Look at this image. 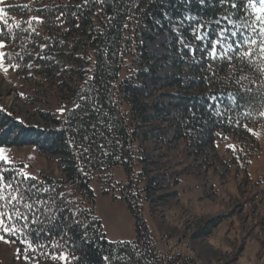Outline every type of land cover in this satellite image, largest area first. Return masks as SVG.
Here are the masks:
<instances>
[{"label":"trees","instance_id":"16d2710c","mask_svg":"<svg viewBox=\"0 0 264 264\" xmlns=\"http://www.w3.org/2000/svg\"><path fill=\"white\" fill-rule=\"evenodd\" d=\"M232 3L238 7H222L218 0H3L4 59L30 85L31 95L23 98L33 107L36 124L0 109V177L12 181V187L0 183V220L16 229L12 234L0 230V238L17 257L49 264H202L160 253L143 205L151 213L166 208L203 148L229 140L223 148L229 163L222 166L233 170L234 178L242 171L246 180L256 132L264 131V27L252 8L256 0ZM164 11L175 18L189 14V29L233 14L223 19L224 29L206 28L208 51L186 49L185 57H174L175 73L161 76L139 28L154 29ZM232 32L256 43L231 51L230 61L210 57L221 34L228 37L222 42L240 44V35ZM246 48L251 55L245 59ZM240 143L249 146L245 154ZM17 150L42 157L57 177L46 168L26 181V165L8 157ZM117 168L124 170L125 180L114 184ZM92 182L102 196L113 191V199L126 203L135 220L132 241L105 239ZM14 189L34 195L24 200ZM18 212L28 219H18ZM222 219L201 224L195 237H207Z\"/></svg>","mask_w":264,"mask_h":264},{"label":"rangeland","instance_id":"374dc122","mask_svg":"<svg viewBox=\"0 0 264 264\" xmlns=\"http://www.w3.org/2000/svg\"><path fill=\"white\" fill-rule=\"evenodd\" d=\"M2 5L3 0H0V9ZM252 8L264 27V11L260 10V2L259 7ZM162 15V19L155 20L154 29L141 26L139 30L144 34L142 38L144 47L156 59V62L153 60L151 64L157 63L160 75L165 76L175 73L174 57L176 55L180 58L185 57L183 51L186 49L208 51L207 40L210 38L206 36V28L216 23L199 22L198 29H189L191 21L189 14L175 18L164 11ZM224 21L222 19L219 25L222 29ZM186 29L188 31L184 35ZM222 38V34L218 36L219 40ZM228 45L230 44L222 40L216 44L217 54L228 53L226 61H230L231 51ZM212 47L209 49L210 57L222 59L219 55L213 57ZM4 50V46L0 47V54H3V59L0 60V109L8 111L19 121L36 125L30 115L33 107L26 105L23 98L24 94L31 95L30 85L20 80L7 64ZM173 50H176V53ZM55 62L60 66L59 59H55ZM255 137L249 165L245 167L242 160L238 159L239 167L247 168L246 180L242 171L234 178L233 170L228 172L229 168H224L223 163L224 161L229 163V156L223 148L231 144L229 140L213 149L203 148L202 155L194 162L192 174L183 177L177 190L174 189L176 197L166 208L151 213L147 209V204L143 205V219L160 253L190 256L202 264H264V131L258 130ZM245 138H242L241 142L246 141ZM240 145L245 148L244 154L249 151V146L245 143ZM187 148L195 151L192 146ZM8 157L12 158L13 162L26 165L23 173L27 177H38L39 172L47 168L42 157L28 150L11 152ZM202 162L211 165L206 166L201 164ZM198 165L200 166L196 170ZM204 167L212 170L209 171L207 168V171L203 172ZM47 169L57 177L52 164H48ZM112 172L114 184L124 182L125 172L122 168L114 169ZM90 187L95 195V215L102 225L105 239L108 242L132 241L135 238V220L126 203L118 198L113 199L111 196L114 194L113 191L109 196H102L100 186L96 182H92ZM115 195L118 193L115 192ZM242 202L245 206L241 205ZM239 206L243 211L237 217ZM253 207L255 215L251 213ZM39 211L42 212L43 208ZM219 216L223 219L212 231L210 230L207 237L203 235L195 237L201 224L214 221ZM253 216L256 218L255 222L252 220ZM48 219L50 218L45 216V220ZM261 223L263 228L259 230L258 225ZM0 264L49 263L44 261L30 263L27 259H20L15 255L14 249L0 238Z\"/></svg>","mask_w":264,"mask_h":264},{"label":"snow or ice","instance_id":"6c2138e0","mask_svg":"<svg viewBox=\"0 0 264 264\" xmlns=\"http://www.w3.org/2000/svg\"><path fill=\"white\" fill-rule=\"evenodd\" d=\"M201 2L203 3L204 0H201ZM259 2H260V5H261V9L260 10L261 11H264V0H259ZM218 3L222 7L229 6V5H230V7L232 9H236L238 7L237 4L232 3V0H218ZM0 11H2V10H0ZM232 14L233 13L229 12L227 16L221 15L220 16V19H216L215 20V23L217 25H220V22H221L222 19L230 18ZM189 19H192V18L189 17ZM262 31H264V29H262ZM237 35H240V37H241L240 44H236L235 41H233V44L228 45V48H229L230 51H239L240 47H242V46H245V45H247L249 43H251V44H255L256 43L255 40H252L250 37L244 36L242 33H238V32H232L231 33V36L232 37H236ZM223 39L226 40V39H228V37L227 36H224ZM220 42H221V40H219V39L217 41L213 42L212 55H213L214 58L219 55L220 58L226 59V58H228V53L221 52V53L217 54V52H216V44H218ZM0 47H3V45L0 44ZM250 55H251V53L246 48L245 51H244V53H243V57L246 59ZM2 59H3V54H0V60H2ZM0 151H2V150H0ZM0 159H2V156H0ZM24 179L27 181V180H29L31 178L25 176ZM0 183H7V185L9 187H12V181L11 180H8V178H6V177H0ZM14 190L15 191H18L19 192V195H20V198L21 199H24V200H29L34 195L33 193L30 192V190H20V189H14ZM15 198L16 197H12V199H15ZM0 199H3V197L0 196ZM25 206L26 207H29V208L32 207V205H30V204H26ZM0 215H3V214L0 213ZM17 217H18V219L19 218H23L25 220L28 219V217L25 216V214L22 213V212H18L17 213ZM35 222L36 223H39V218H37V220ZM0 230H3V231H5L8 234H12V233H14L16 231V229L11 228L10 226H6L4 224V222H3V220H0Z\"/></svg>","mask_w":264,"mask_h":264}]
</instances>
